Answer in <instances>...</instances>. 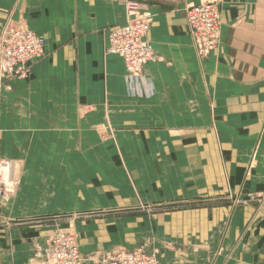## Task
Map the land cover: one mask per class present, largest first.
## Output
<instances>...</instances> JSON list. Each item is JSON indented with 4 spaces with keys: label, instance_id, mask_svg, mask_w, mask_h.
<instances>
[{
    "label": "crops",
    "instance_id": "1",
    "mask_svg": "<svg viewBox=\"0 0 264 264\" xmlns=\"http://www.w3.org/2000/svg\"><path fill=\"white\" fill-rule=\"evenodd\" d=\"M204 1L0 0V30L10 23L45 41L26 79L0 82V159L20 181L11 203L0 201V264H40L46 239L67 226L39 213L85 206L82 186L91 207L93 193L130 209L190 206L132 235L115 236L112 219L85 222L79 264L116 247H142L161 264H264V0H217L219 44L198 58L185 10ZM131 2L151 17L154 56L135 84L106 53ZM97 127L117 129L127 175Z\"/></svg>",
    "mask_w": 264,
    "mask_h": 264
},
{
    "label": "built area",
    "instance_id": "2",
    "mask_svg": "<svg viewBox=\"0 0 264 264\" xmlns=\"http://www.w3.org/2000/svg\"><path fill=\"white\" fill-rule=\"evenodd\" d=\"M217 3V0H206L185 10L192 45L198 58L207 57L219 44L220 15ZM125 11L124 24L108 32L106 53L122 58L126 77L135 84L142 76L145 65L154 60L147 40L151 17L147 12L140 11L133 2L126 5ZM44 46L42 36L17 25L6 24L0 30V82L26 79L30 64L44 56ZM7 182L13 186L7 188ZM16 183L14 163L0 159V199L11 194ZM83 260L77 236L71 230L55 231L41 249L40 264H79ZM96 260L98 264H161L157 253L148 252L142 247L132 250L114 248Z\"/></svg>",
    "mask_w": 264,
    "mask_h": 264
},
{
    "label": "rangeland",
    "instance_id": "3",
    "mask_svg": "<svg viewBox=\"0 0 264 264\" xmlns=\"http://www.w3.org/2000/svg\"><path fill=\"white\" fill-rule=\"evenodd\" d=\"M95 131L97 133V135L99 137H102L103 139H107L105 137L109 136L108 139L112 140L114 143V152H115V158L118 161V166L120 168V170L122 172H124L127 175V165H125L123 159L124 157L122 156L120 147H118L117 145V129L116 128H112V127H97L95 128ZM108 134V135H107ZM14 173H15V169H14ZM15 178L17 180L16 186L14 187V190L11 194H8L6 196H4L3 198L0 199V201H2V203L9 205L11 203L12 198L14 197V195L17 193V189L19 187V178H17V175H15ZM94 181H92L93 183ZM80 182H77L76 184H78ZM83 185L85 186L84 189L86 187H91L89 185V181L86 182H82ZM75 183H67L66 185V192H73V188ZM97 184L98 185H102V181L101 180H97ZM71 186V187H69ZM83 187V186H82ZM81 187V194L78 195L76 197V201L78 198L83 199L85 205L83 207H77L75 206V209L70 210V211H64V212H57V213H51V212H47L45 215H43L42 213H39L40 216H46L49 218H60L61 222H64L65 225L67 226V230H71L74 232V234L77 236L78 241L81 243V241L85 240V239H89V237L87 238V236H83L81 235V232H83L84 227H86L88 224H85V222H90V221H96V224H99V222L101 220H108V219H112L114 222V226L112 228V232H114L113 234L115 236H119L122 233H124V231H127L130 235H132L133 231H137V224L138 223H144L143 221L145 220V224L147 226H149V221L152 220L154 218V216L156 215H160L164 212H170V211H174L186 206H190V205H185V204H177V205H171V206H156L153 203H138L136 205L135 208L130 209L129 206H119L120 204L117 203L118 202V198L115 195H103L100 196L99 194H95V198L98 200V204L100 206H96V207H91L90 206V202L87 198H91V196H85L84 190ZM93 187V186H92ZM11 188V187H10ZM89 189H91V191H97L94 190L93 188H86V190L88 191ZM38 195V194H37ZM36 195V197H37ZM52 200V197L50 198ZM137 199V197H136ZM259 199V203L260 205L264 204V196H261L258 198ZM104 201L107 203H104ZM94 202V201H93ZM87 204V205H86ZM95 204V203H94ZM180 207V208H179ZM93 209V210H87V209ZM28 213L22 212V213H14L12 212V216L13 215H17L21 218H24ZM35 214V213H34ZM28 217V216H27ZM35 218V217H34ZM129 218V219H127ZM124 219H127L126 221H123ZM138 219H141V222H137ZM96 228H92V232L95 231ZM57 231V230H55ZM79 243V244H80ZM102 245V244H101ZM110 244H104L102 246L98 245L96 242L92 243L91 246L96 247V248H100L103 247L104 249ZM98 246V247H97ZM116 248H120V247H116Z\"/></svg>",
    "mask_w": 264,
    "mask_h": 264
},
{
    "label": "bare ground",
    "instance_id": "4",
    "mask_svg": "<svg viewBox=\"0 0 264 264\" xmlns=\"http://www.w3.org/2000/svg\"><path fill=\"white\" fill-rule=\"evenodd\" d=\"M15 174V173H14ZM10 186H13V184H8V182L6 183V187L10 188Z\"/></svg>",
    "mask_w": 264,
    "mask_h": 264
}]
</instances>
